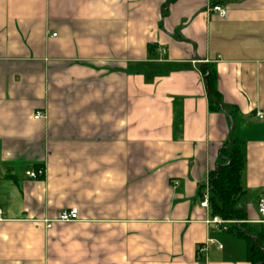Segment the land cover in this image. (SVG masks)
Instances as JSON below:
<instances>
[{"label":"crops","instance_id":"1","mask_svg":"<svg viewBox=\"0 0 264 264\" xmlns=\"http://www.w3.org/2000/svg\"><path fill=\"white\" fill-rule=\"evenodd\" d=\"M258 113L264 0H0V264H250L201 203L239 141L264 232Z\"/></svg>","mask_w":264,"mask_h":264},{"label":"trees","instance_id":"2","mask_svg":"<svg viewBox=\"0 0 264 264\" xmlns=\"http://www.w3.org/2000/svg\"><path fill=\"white\" fill-rule=\"evenodd\" d=\"M205 83L210 96V108L219 110L220 95L215 88V75L204 72ZM227 163L220 166L211 177L210 206L213 216H218L224 221H241L240 226L231 225L229 232L248 245L247 260L250 264H264V232L258 239L251 236L244 221L247 213L242 207L244 191L241 177L245 168V158L240 147V142L233 140L228 149L223 150Z\"/></svg>","mask_w":264,"mask_h":264},{"label":"built area","instance_id":"3","mask_svg":"<svg viewBox=\"0 0 264 264\" xmlns=\"http://www.w3.org/2000/svg\"><path fill=\"white\" fill-rule=\"evenodd\" d=\"M212 12L218 14L220 17L225 18L227 16V11L225 8L219 5H215L212 7ZM55 36V35H54ZM258 119L263 120L264 114L258 113L257 114ZM43 118V115L41 113L36 115V119ZM44 174L43 170H38L37 172H28L27 176L29 178H37L39 176H42ZM201 207L209 209L210 208V187L207 186V189L202 194V203ZM258 212L259 214L264 218V195L260 198L258 202ZM79 220L78 213L76 211H62L58 218L55 220V222H61V223H70L75 222ZM264 223L263 221H261ZM210 223L215 224L223 231H228L231 225L240 226L241 221H224L218 216H215L211 219ZM52 221L48 223V227H51ZM219 248H222L219 246ZM200 251H205V247L201 248Z\"/></svg>","mask_w":264,"mask_h":264}]
</instances>
